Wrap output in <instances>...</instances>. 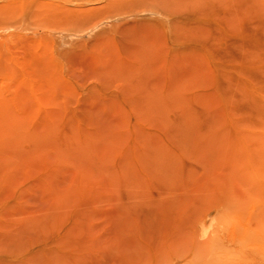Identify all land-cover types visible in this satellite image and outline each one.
<instances>
[{"label":"rangeland","instance_id":"1","mask_svg":"<svg viewBox=\"0 0 264 264\" xmlns=\"http://www.w3.org/2000/svg\"><path fill=\"white\" fill-rule=\"evenodd\" d=\"M0 264H264V0H0Z\"/></svg>","mask_w":264,"mask_h":264}]
</instances>
